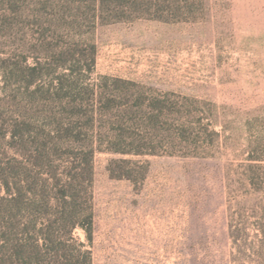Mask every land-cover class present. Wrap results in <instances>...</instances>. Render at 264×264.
I'll return each mask as SVG.
<instances>
[{"label": "rangeland", "instance_id": "rangeland-1", "mask_svg": "<svg viewBox=\"0 0 264 264\" xmlns=\"http://www.w3.org/2000/svg\"><path fill=\"white\" fill-rule=\"evenodd\" d=\"M139 92L170 110L119 114ZM137 127L145 140L117 138ZM115 144L161 151L96 152L92 239L72 232L92 264H264V0H0V178ZM53 234L44 248L68 238ZM58 252L29 264H84Z\"/></svg>", "mask_w": 264, "mask_h": 264}, {"label": "trees", "instance_id": "trees-1", "mask_svg": "<svg viewBox=\"0 0 264 264\" xmlns=\"http://www.w3.org/2000/svg\"><path fill=\"white\" fill-rule=\"evenodd\" d=\"M131 86L139 85L128 82ZM98 87V85H97ZM91 89V88H88ZM93 99L98 103L102 95L93 86L91 89ZM111 98L115 94H110ZM153 111L147 113L143 107L145 97L139 92L136 103L125 104V109L119 114L128 118H142L148 115L150 118L161 119L168 109L162 98H154ZM111 101H114L111 99ZM71 106L75 108L86 107L83 103L75 101ZM90 110L85 111L94 115L98 110L101 112L114 109L112 106L97 108L90 104ZM185 127V126H183ZM134 129V130H133ZM186 130V128H183ZM128 137L131 140H145L144 128H121L117 138ZM176 148H170L168 153L173 154ZM59 149L55 147L48 154L57 156ZM64 151V150H61ZM73 151V152H72ZM97 151H106L115 154L129 156L157 155L161 149L156 146L145 144H115L107 147L90 146L81 147L77 151L69 149L63 153L70 158L72 165L60 174L57 165L51 166V172L46 176L23 178L17 173L15 167H4L0 178V264H29L33 256H44L57 258L58 249H62L64 256L74 257L79 254L84 264H92V253L90 250H81L72 243V232L75 228H82L88 237L92 239L94 225L93 193L92 184L94 180V157ZM53 159H49V165ZM250 167H257L252 163ZM68 230V238L60 242L61 248H44L48 242L55 243L53 238L54 228ZM39 229V231H38ZM47 230V232H46ZM41 233V234H39ZM40 242H43L41 244ZM85 244L80 243L83 247Z\"/></svg>", "mask_w": 264, "mask_h": 264}]
</instances>
